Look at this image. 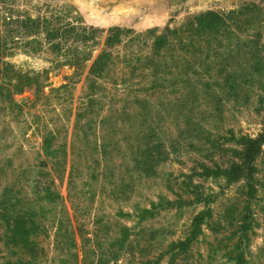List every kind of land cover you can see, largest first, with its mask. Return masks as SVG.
I'll return each instance as SVG.
<instances>
[{"label":"rangeland","instance_id":"374dc122","mask_svg":"<svg viewBox=\"0 0 264 264\" xmlns=\"http://www.w3.org/2000/svg\"><path fill=\"white\" fill-rule=\"evenodd\" d=\"M8 263L264 264V0H0Z\"/></svg>","mask_w":264,"mask_h":264},{"label":"trees","instance_id":"16d2710c","mask_svg":"<svg viewBox=\"0 0 264 264\" xmlns=\"http://www.w3.org/2000/svg\"><path fill=\"white\" fill-rule=\"evenodd\" d=\"M239 15H241V14H240V12H237V11H232L228 17H223V16H221L215 12H209V13L203 14V15L199 16L198 18H195L194 22L190 21L188 28L180 31V33L172 32V31L168 30V32L166 33V35L164 37L158 39V46L160 47V45L168 43V40H169L168 35H171V33L174 35L179 34V36H180L181 32L182 33L186 32L187 29L189 30V28H192L193 26L197 27L196 30L198 32L207 31V29L212 28V27L224 26L226 24L227 19H235ZM124 31L125 30H123L119 27H115V28L111 29L110 30L111 36L108 37L107 43L108 44H114L115 42H117L119 40L120 35ZM56 33H59L58 30H54V29L50 30L48 32V36L52 37L53 35H56ZM20 80H22L21 83H18L14 86L17 91H22V88L24 85L31 86V84H32L31 83L32 78L29 76L22 77V78H20ZM35 82L36 83H34V84H37L38 81H35ZM259 142H260L259 140H256V141H251L248 144L247 149H246V153L244 156V163H243L244 167H247L249 164H252V162L254 161ZM242 168H243V166H239V167H236V168L231 170V172L229 173L230 182H235L241 178ZM201 219H202V217H199L196 219V221L199 222ZM193 233L195 234L196 230H194ZM8 264H11V263H8ZM20 264H23V263H20Z\"/></svg>","mask_w":264,"mask_h":264}]
</instances>
